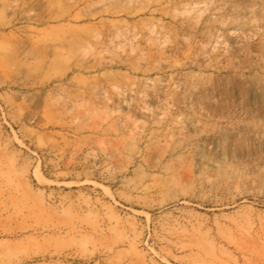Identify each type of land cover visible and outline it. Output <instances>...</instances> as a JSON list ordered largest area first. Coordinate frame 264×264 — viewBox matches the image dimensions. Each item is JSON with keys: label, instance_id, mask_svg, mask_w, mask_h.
<instances>
[{"label": "rangeland", "instance_id": "374dc122", "mask_svg": "<svg viewBox=\"0 0 264 264\" xmlns=\"http://www.w3.org/2000/svg\"><path fill=\"white\" fill-rule=\"evenodd\" d=\"M0 264H264V0H0Z\"/></svg>", "mask_w": 264, "mask_h": 264}]
</instances>
